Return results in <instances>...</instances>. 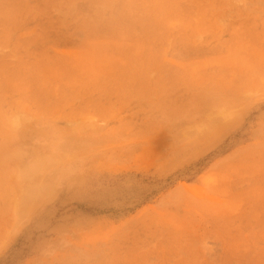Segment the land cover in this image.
<instances>
[{
    "label": "rangeland",
    "instance_id": "obj_1",
    "mask_svg": "<svg viewBox=\"0 0 264 264\" xmlns=\"http://www.w3.org/2000/svg\"><path fill=\"white\" fill-rule=\"evenodd\" d=\"M0 264H264V0H0Z\"/></svg>",
    "mask_w": 264,
    "mask_h": 264
},
{
    "label": "bare ground",
    "instance_id": "obj_2",
    "mask_svg": "<svg viewBox=\"0 0 264 264\" xmlns=\"http://www.w3.org/2000/svg\"><path fill=\"white\" fill-rule=\"evenodd\" d=\"M29 170V169H28ZM30 171V170H29ZM31 189V188H30ZM27 197V196H26ZM25 201V200H24Z\"/></svg>",
    "mask_w": 264,
    "mask_h": 264
}]
</instances>
